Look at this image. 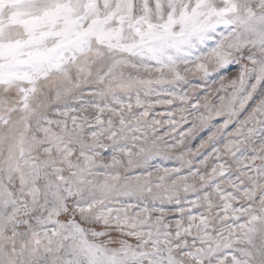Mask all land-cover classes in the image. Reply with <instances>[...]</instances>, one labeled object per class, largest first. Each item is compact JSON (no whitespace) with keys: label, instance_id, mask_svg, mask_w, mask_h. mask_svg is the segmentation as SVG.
I'll list each match as a JSON object with an SVG mask.
<instances>
[{"label":"snow or ice","instance_id":"6c2138e0","mask_svg":"<svg viewBox=\"0 0 264 264\" xmlns=\"http://www.w3.org/2000/svg\"><path fill=\"white\" fill-rule=\"evenodd\" d=\"M0 264H264V0H0Z\"/></svg>","mask_w":264,"mask_h":264}]
</instances>
